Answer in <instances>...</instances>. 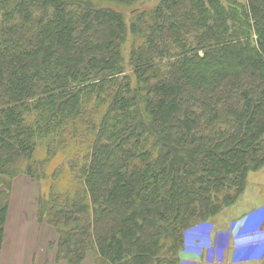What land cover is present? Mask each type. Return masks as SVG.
<instances>
[{
    "label": "trees",
    "instance_id": "trees-1",
    "mask_svg": "<svg viewBox=\"0 0 264 264\" xmlns=\"http://www.w3.org/2000/svg\"><path fill=\"white\" fill-rule=\"evenodd\" d=\"M140 2L0 0V254L14 179L61 153L35 215L66 264H174L264 166V0Z\"/></svg>",
    "mask_w": 264,
    "mask_h": 264
},
{
    "label": "rangeland",
    "instance_id": "rangeland-1",
    "mask_svg": "<svg viewBox=\"0 0 264 264\" xmlns=\"http://www.w3.org/2000/svg\"><path fill=\"white\" fill-rule=\"evenodd\" d=\"M158 2L160 0H141L137 6L150 8ZM71 155L72 152L58 154L47 164L44 177L41 176L40 179L30 177L29 174L14 179L8 229H5L6 237L3 242L12 244L10 250L13 251V257L8 258L0 254V264H66L63 260L56 261L57 250L49 244L51 239L57 238L56 230L48 224L40 226L35 212L39 197L47 196L52 184L59 185L61 189L72 187L69 181L75 174L70 165ZM43 157V153L38 155L39 159ZM233 196L235 202L223 205L219 213L205 222L199 221L198 225L187 231L183 247L177 250L175 263L183 264L185 261L186 264H264V241L249 239L248 242L239 244L233 237L232 226H229L246 212L264 206V166L251 171L244 191L237 197ZM10 217L12 222L9 225ZM260 228L264 230V219ZM260 228L256 232L261 233ZM184 252L187 253L182 255ZM20 253L22 258L18 259ZM240 254H243L242 257L238 256ZM32 255H35L34 260L30 258ZM246 255L254 258L244 261L236 259H243ZM83 264H94L93 251L89 252Z\"/></svg>",
    "mask_w": 264,
    "mask_h": 264
},
{
    "label": "crops",
    "instance_id": "crops-1",
    "mask_svg": "<svg viewBox=\"0 0 264 264\" xmlns=\"http://www.w3.org/2000/svg\"><path fill=\"white\" fill-rule=\"evenodd\" d=\"M263 219H264V206L255 211L246 212L245 214L241 215V217H239L237 220H235L234 223H232L233 222L232 221L231 222L232 225L231 224L229 225V226H232L231 230H232L233 237H235L236 241L239 242V244L248 242L249 239H259L261 241H264V230H261L260 228ZM11 222L12 221L10 217L9 225ZM241 222H243L244 224L243 223L240 224ZM258 228H260L261 233L256 232ZM6 229H8V224H6ZM247 232L249 233L248 236L246 235ZM5 237H6V231H5ZM11 245L12 244H3V249H2L1 254H4V256H7L8 258H12L13 251L10 250ZM242 255L243 254H240L238 256L242 257ZM34 256L35 255H32L30 257L31 260H34ZM14 257H16V255H14ZM17 258L18 259L22 258V254L20 255V257L18 256ZM249 258H251L252 260L254 257L252 258L251 255H246L245 257H243V259L242 258H236V259H239L240 261H244V259L250 260Z\"/></svg>",
    "mask_w": 264,
    "mask_h": 264
}]
</instances>
